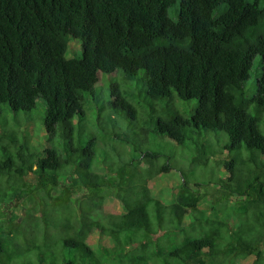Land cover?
<instances>
[{
  "label": "trees",
  "instance_id": "trees-1",
  "mask_svg": "<svg viewBox=\"0 0 264 264\" xmlns=\"http://www.w3.org/2000/svg\"><path fill=\"white\" fill-rule=\"evenodd\" d=\"M38 103L44 143L0 123V264H264V0H0V111ZM164 139L204 178L161 199Z\"/></svg>",
  "mask_w": 264,
  "mask_h": 264
},
{
  "label": "rangeland",
  "instance_id": "rangeland-1",
  "mask_svg": "<svg viewBox=\"0 0 264 264\" xmlns=\"http://www.w3.org/2000/svg\"><path fill=\"white\" fill-rule=\"evenodd\" d=\"M171 17L175 19L172 13H171ZM71 41L72 40H70V42ZM80 53H81L80 48L76 50H71L70 48H68L64 54V57L66 59L78 58ZM260 73H261V67H260L258 60L256 59L255 62H253V68L250 74V78L244 84L246 97L248 99L252 98L256 94L257 82H258ZM105 77L108 80V77L106 75H103V78ZM119 77H122V75L120 74ZM133 86L128 85L126 87L130 91H137L138 90L137 86L135 85ZM139 87L144 92V86L141 83V81L139 83ZM175 101H176V104H179L180 108L182 109H184V107L186 109L189 107L194 108L196 105L194 102L193 103H182L178 100H175ZM140 102L142 103L143 101H140ZM43 110H44V107L41 103H38L36 109L31 111L30 113H22V112L13 113L8 108L1 107L0 123L5 124V127H9L11 130H14V131H17L19 126L23 123L25 125L24 128H28L31 130L30 136H33L32 139H39L38 143H44L45 139H43V136L45 135V133L42 132L43 131V128H42ZM251 112L254 113L253 111ZM26 117L28 118L27 120H26ZM17 122H19L20 125H18ZM258 127H259V131L264 134V120L258 121ZM215 133H217V135H219V137L223 140L220 143L221 145L223 144V142L227 144L229 143V139L224 133H221V132H215ZM193 140H195V142H199V144L203 145V147H206L207 149L209 148V145L206 144L205 136L200 135L198 137H195ZM193 140H187L181 144L174 143L168 139L161 140L160 144L158 143L157 140L151 141L150 142L151 144L149 143L152 149L162 153L163 160H168V159L171 160V162L173 163L172 166L174 168L169 174H165V175L162 174L160 177L150 182L149 185L151 187V191L153 192L155 196L160 197L161 199L168 197V195H166V193L169 194L168 189L171 186L176 185V181L180 179L181 173L185 174L187 177H190L191 180L193 181L196 179L199 180V179L204 178L200 176L199 171H197L195 168H192V166H190L189 164V161L194 159L193 152L191 149L193 146H195L193 145ZM240 150H242V153H241L242 155L243 154L247 155L244 147H242ZM238 151H233L232 156L234 155L238 156L239 155ZM260 159L264 161L263 156H260ZM207 175H209V179H211L210 176H213L212 172L207 173ZM214 176H216V174H214ZM212 186L213 184H211V187ZM107 203L111 204L110 210L121 211L120 207L114 201H108ZM56 221L59 222V219L57 218L55 221H53V223L55 224ZM97 241H100L102 244H105V245H112V242H113L109 237L104 236V235H99V234H93L88 238L89 243H96ZM242 264H246V262Z\"/></svg>",
  "mask_w": 264,
  "mask_h": 264
}]
</instances>
